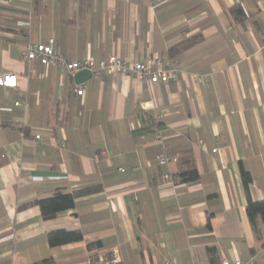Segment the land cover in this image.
<instances>
[{
    "label": "crops",
    "instance_id": "crops-1",
    "mask_svg": "<svg viewBox=\"0 0 264 264\" xmlns=\"http://www.w3.org/2000/svg\"><path fill=\"white\" fill-rule=\"evenodd\" d=\"M32 4L27 26L25 0H0V73L17 78L15 88L0 86V264H90L92 255L121 264H264V222L249 221L240 176L241 164L250 197L264 199V0ZM49 37L70 60L159 57L175 62L179 77L149 83L103 70L79 82L77 95L75 74L22 55L28 40ZM156 126L178 161L191 158L196 180L163 179L179 162L158 164ZM91 186L99 188L49 219L36 205L18 208ZM56 229H80L82 239L50 246ZM94 241L100 246L88 249Z\"/></svg>",
    "mask_w": 264,
    "mask_h": 264
},
{
    "label": "built area",
    "instance_id": "built-area-1",
    "mask_svg": "<svg viewBox=\"0 0 264 264\" xmlns=\"http://www.w3.org/2000/svg\"><path fill=\"white\" fill-rule=\"evenodd\" d=\"M13 0H2L6 5L12 3ZM29 4L27 10L28 20L25 25H30L32 16V3L33 0H25ZM54 39L49 37L46 41H31L28 40L23 47L22 55L28 61L38 60L43 65H56L62 68L63 73L66 76L74 75L76 72L88 69L92 72V75H100L101 71L106 70L109 72L117 71L122 75L132 76L137 79L149 82H167V81H177L179 77L178 69L175 62H170L168 64H163L159 57H154L148 61H131L121 58L117 55L111 54L108 57L100 60H95L93 57H85L80 60H70L63 53L58 52L53 46ZM197 81L203 82L204 79L200 76L195 77ZM0 86L5 88H15L17 86L16 74L12 72H1L0 73ZM84 86L82 83L76 85L74 89L77 95L83 93ZM14 105H19V101H15ZM163 115H159L160 119ZM154 134L156 136V141L162 144L161 151L156 155V159L159 165L168 166L170 163L178 162V156L174 154L168 147L164 144L161 138L160 129L158 126L154 128ZM39 139L40 135L36 134L34 136ZM215 147L212 151H216ZM119 171H124L123 167H118ZM174 177L169 171L163 174V179L166 181H174ZM136 198V196H135ZM165 264H171L170 261L166 260ZM212 264H252L250 261H243L238 258H221Z\"/></svg>",
    "mask_w": 264,
    "mask_h": 264
},
{
    "label": "trees",
    "instance_id": "trees-1",
    "mask_svg": "<svg viewBox=\"0 0 264 264\" xmlns=\"http://www.w3.org/2000/svg\"><path fill=\"white\" fill-rule=\"evenodd\" d=\"M230 11L235 14L238 18L244 15L243 10L240 6L234 5L230 7ZM190 40L184 41L182 47L188 45ZM185 44V45H184ZM178 170L174 174V177L178 179L179 182H187L196 180L198 178V171L193 166L191 158L189 156H184L178 161ZM240 176L241 180L246 192L247 203H246V214L249 221L254 224L256 217H259L264 222V199L261 200H252L249 194V183L251 182L250 174L247 170L243 168L240 164ZM99 187L91 186L87 188H83L80 191L65 193L61 191L55 192L52 196L43 197L34 199L32 201H28L22 203L18 206L19 209L26 208L32 205H36L39 207L41 215L44 219H49L54 217L58 212L65 211L71 209L75 206L76 197L79 194L90 193L92 191L97 190ZM82 239V232L80 229H56L49 231L47 233V241L50 246H58L70 242H76ZM100 246L99 241L90 242L87 244L88 249H92L94 247ZM49 259H45L44 261H48ZM52 264H56L52 262ZM90 264H121L120 262H98L97 258L92 255Z\"/></svg>",
    "mask_w": 264,
    "mask_h": 264
},
{
    "label": "water",
    "instance_id": "water-1",
    "mask_svg": "<svg viewBox=\"0 0 264 264\" xmlns=\"http://www.w3.org/2000/svg\"><path fill=\"white\" fill-rule=\"evenodd\" d=\"M92 77V72L88 69H83L75 73L74 78L76 82H82Z\"/></svg>",
    "mask_w": 264,
    "mask_h": 264
}]
</instances>
